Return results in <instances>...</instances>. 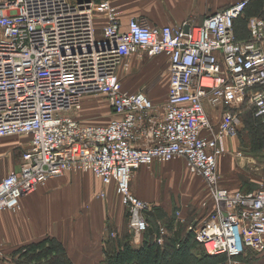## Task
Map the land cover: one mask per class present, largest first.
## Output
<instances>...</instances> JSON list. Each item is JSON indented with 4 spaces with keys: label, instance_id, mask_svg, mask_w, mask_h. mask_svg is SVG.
<instances>
[{
    "label": "built area",
    "instance_id": "2783aa9c",
    "mask_svg": "<svg viewBox=\"0 0 264 264\" xmlns=\"http://www.w3.org/2000/svg\"><path fill=\"white\" fill-rule=\"evenodd\" d=\"M250 2L237 0L186 28L136 17L123 27L107 1L0 0V139H29L18 169L0 179V212L16 211L22 197L51 179L89 172L103 187L114 185L138 239L150 229V205L131 194L133 171L181 158L212 202L186 232L208 256H224L221 264L264 253V184L248 193L232 190L217 171L242 111L264 123V5L247 20L246 38L235 32ZM97 13L105 20L100 32ZM143 52L168 59L162 107L142 91L124 90L119 79L125 60ZM92 95L105 98L107 123L66 115ZM206 104L222 107L216 125ZM158 231L162 244L165 229Z\"/></svg>",
    "mask_w": 264,
    "mask_h": 264
},
{
    "label": "crops",
    "instance_id": "0c3cea01",
    "mask_svg": "<svg viewBox=\"0 0 264 264\" xmlns=\"http://www.w3.org/2000/svg\"><path fill=\"white\" fill-rule=\"evenodd\" d=\"M93 1V0H92ZM99 2L107 1L114 7L118 13L119 20L123 27H125L131 17L144 20L152 26H181L183 24L188 27L199 26L205 20V18L213 12L220 11L237 0H95ZM261 0H251L248 6V13L250 16L256 15L261 9ZM98 2V3H99ZM96 3V4H98ZM104 15L96 14V27L98 32L104 24ZM247 29V22L245 24ZM237 38L244 39L246 35L240 34L239 29L236 30ZM242 36V37H241ZM150 67L152 70L159 69L162 67L166 72V92L168 88V59L166 56L160 55L150 57ZM122 67V66H121ZM119 68L118 76L122 83L124 90L133 92L134 90L130 87V84L124 83L121 80L122 68ZM126 84V85H125ZM147 95L155 94L156 89ZM153 91V92H152ZM165 92V97H166ZM150 97V96H149ZM165 102V101H164ZM207 114L209 115L214 125L220 119L222 107L212 108L209 105H205ZM245 112V111H244ZM111 115L109 109V117ZM243 117L241 116V119ZM20 138H23L21 143ZM17 139V141H16ZM8 140L12 144H9ZM28 137H13L9 139H0V157L9 153L12 149H20V144L26 145L28 143ZM235 139L227 138L225 140L226 152H224L217 159V171L220 178L223 177L221 184L230 189L232 184L231 180L225 181L224 177H233L234 164L230 155L233 156V150L235 146ZM7 142V143H6ZM230 154V155H229ZM20 161L16 164H11L8 172L17 170ZM169 164V165H167ZM167 165V166H166ZM170 170V175L173 180H180L182 178L187 181L189 177L196 175L189 172L186 168L184 159L178 158L167 163L154 162L151 166H141L133 171L131 181L132 186L135 185L136 189L131 187L134 194L138 197H142L146 202L151 201L149 205L153 208L159 202L148 197L147 192L144 189L154 187L158 188L156 181H161V173L165 170ZM162 170V171H161ZM160 172V173H159ZM6 173V172H5ZM166 176V175H165ZM189 176V177H188ZM94 176H77L66 183L67 178L64 179H51L44 187L38 188L33 194L24 196L20 200L19 211L15 216H19L21 221H25L29 215L35 216V218L42 217V222H37V225L43 226L42 229L38 228V233L32 235H26L22 231L19 233L16 231V224L12 222L10 215L6 217L5 213H0V223L4 220L8 221L9 231L8 246L12 247L13 250L25 246L30 243L41 241L49 235L50 237L56 238L64 247L66 254L73 264H105L107 258V246L106 241L108 238H117L121 242L127 241L130 236L133 242H137L128 228V218L125 208L116 198L114 185L103 187L101 182ZM198 177V176H196ZM167 178V176L165 177ZM157 179V180H156ZM201 179V178H200ZM130 181V183H131ZM168 180H166L167 182ZM239 190V189H232ZM104 191L105 195L103 201L91 203L90 199L93 195L96 196L99 192ZM254 191V190H252ZM252 191H242L245 193ZM93 194V195H92ZM158 197V196H157ZM156 197V199H157ZM100 199V198H99ZM148 200V201H147ZM205 201V200H203ZM202 201V202H203ZM201 202V203H202ZM154 203V204H153ZM201 203L196 205L193 209V213L188 214L181 210L180 205L173 204V206L166 205L163 210L167 215L173 216L176 214L178 221L173 223L167 222L162 226L167 229V232L181 231L183 228L191 223H194L197 219L205 217L212 208V202L208 201L205 207L201 206ZM150 210L145 213V218L150 224V232L154 229L150 223ZM158 207V206H157ZM187 209V208H186ZM184 213V217H182ZM196 213L198 215H196ZM181 214V215H180ZM194 216V217H193ZM30 217V216H29ZM187 217V218H186ZM193 217L192 219H189ZM46 218H49L46 220ZM53 219V220H50ZM57 219V220H55ZM59 219V220H58ZM13 224V225H11ZM48 226V228H45ZM56 227L55 229H52ZM111 230L114 236H107V231ZM154 233V231H153ZM155 234V233H154ZM11 235V236H10ZM172 236V235H171ZM178 236V235H177ZM158 237V236H157ZM180 237V236H179ZM142 237L138 238L139 245L142 244ZM130 244H133L132 240L129 239ZM136 246V247H138ZM237 259H243L237 258Z\"/></svg>",
    "mask_w": 264,
    "mask_h": 264
},
{
    "label": "rangeland",
    "instance_id": "374dc122",
    "mask_svg": "<svg viewBox=\"0 0 264 264\" xmlns=\"http://www.w3.org/2000/svg\"><path fill=\"white\" fill-rule=\"evenodd\" d=\"M70 1L74 2V0H70ZM93 2L96 4L99 1L93 0ZM262 2H264V0ZM244 16L245 18H248L249 13L246 12ZM150 57L152 56H150L146 52L130 56L127 60H125L124 64L121 67L122 68V73H120L122 75L121 80L124 83L130 84V87L134 90L133 92L142 91L147 95V93L148 94L150 93L147 92L149 89L150 90L156 89L155 94L153 93L149 96L150 99L153 101V103H155L158 107H162L165 101L166 72L162 67H160L159 69H155V71L152 70V68L150 67L151 65L150 63L151 59H149ZM66 115L75 116L84 124H95V125L105 124L109 119V107L104 97L100 95H92L84 99L83 105L81 106V109L78 112L69 110L66 111ZM243 121L244 120L241 121V126L238 129L237 135L234 138H232L236 140L234 150L232 152L234 158L229 154L230 157L232 158L231 160H233L232 164H234V168H235L234 171L232 172V174L234 175L233 177H224V178H226L225 181L231 180L232 184L230 186V189H239L240 191H252L257 189L261 184H264V123L258 125L255 122L253 125L251 120H247L246 122ZM22 139L23 138H20L21 143L25 141ZM8 141L9 144H12L11 141L14 140H8ZM25 146L26 145L20 144L19 146L20 149L19 148L12 149L9 153L0 157V179H2L4 176L7 175V170L10 168L11 164H16L17 161L18 162L20 161L22 148H24ZM225 150L226 148L224 149V152H226ZM83 175L84 176L86 175L88 177L93 176L89 172H77V173H67L61 177L54 179L58 180V179L67 178L66 181L67 183L69 179L72 180L77 176L82 177ZM165 175L167 176V178H165L166 177ZM222 179L223 177L220 178L221 181ZM166 180L168 181L166 182ZM132 183L133 181H131L130 183L131 187L136 189L135 185L132 186ZM46 184L40 187H44L46 186ZM156 184H158L159 186L158 188H155V186L153 188L148 187L146 188V190L144 189V192H147L146 194H148V197L154 199L153 202L157 201L159 202L158 204H161V205H157L158 207L155 206L154 208L153 206L150 205L151 206L150 213L152 212L151 213L152 215H150V223L153 226V228H155V230L157 231L159 230L160 225H164L167 222L173 223L179 220L176 217L177 215L174 213L173 216L167 215L163 210L164 206L166 205L173 206V204H175L176 206L179 204L181 210L185 211L188 214V212L193 213L192 209L196 205L199 206V204L203 200L205 201L207 200V196H208L207 190L204 185V182L202 181V179H200V177H196V176L192 178L189 177L187 181H184L182 178H180V180L175 181L173 180V177H171L170 175V170L167 169L165 171H162L161 181L157 180ZM130 192L135 197L144 200L142 197L140 198L136 196L135 195L136 193L134 194L132 189H130ZM97 195L98 194H96V196L95 195L92 196V198L90 199L91 203L95 201L99 202L104 200L103 198L99 199ZM116 198L121 203L120 198L118 197L117 194H116ZM148 202L151 203L150 199ZM18 211L19 209H17L16 211H2L0 213H5L6 217L10 215L12 222L16 224V231H18L19 233L24 231L25 232L24 234L26 235H32V234L34 235L38 233V228L42 229L43 226L37 225L38 221L42 222L43 219L42 217L35 218V216L29 215L30 217L27 216L25 221H21L19 216H15V214H17ZM184 215L185 214L182 213L181 216L184 217ZM196 215L198 214L196 213ZM193 217L189 219H192ZM47 219L49 218H46V220ZM50 220L53 219L50 218ZM45 228H48V226H45ZM55 228L56 227H53L52 229ZM9 231L11 233V229L9 228L8 221L7 220L2 221L0 223V264H19L22 258L21 257L22 248H24V246H21L20 248L15 250H13L12 247H9L7 241L9 236ZM185 232H186V228H183L181 231L175 232V234L173 232H167V229L165 228L163 242H165L164 240L165 236H171V235L173 237L178 235L180 236L178 238L181 241H183L184 239L183 236ZM106 233L107 236L109 235L110 237L113 234V232L111 230L109 231V229ZM48 237L50 236L47 235L46 238ZM133 238L135 237L133 236ZM130 239L133 242L131 236ZM135 239L137 242H133L132 245L135 248H138L139 241L137 238ZM188 244H192V247L189 251L186 252V254H182V251L179 250L180 248H178L179 246L177 244L176 248H174L173 250L176 252V255L171 259H167L163 255L158 256L154 248L148 254L146 253L142 255L135 253H132L130 255L127 254L125 259L129 260L128 263L135 262V264L136 262H138L137 264H160L164 260L165 262L163 264H221L225 260V259L222 260L221 258L206 259L203 257L202 254L203 249L199 245H194L192 240H189ZM158 248H163V247L159 246ZM33 251L35 253L38 252L35 250ZM41 262L43 264L44 263L49 264V258H41L39 260L34 261L35 264ZM105 264H107V262ZM233 264H264V253L256 254L254 252H249L247 256L243 257V259H235V261H233Z\"/></svg>",
    "mask_w": 264,
    "mask_h": 264
},
{
    "label": "trees",
    "instance_id": "16d2710c",
    "mask_svg": "<svg viewBox=\"0 0 264 264\" xmlns=\"http://www.w3.org/2000/svg\"><path fill=\"white\" fill-rule=\"evenodd\" d=\"M261 0V6L264 5V2ZM250 5V3H249ZM248 5V6H249ZM248 6L245 9L243 15L236 21L235 23V32L239 29V33L246 35L247 29H245V24L247 20L251 17L250 15L248 18H245L244 14L248 12ZM262 8V7H261ZM260 11V10H259ZM258 11V12H259ZM258 14V13H257ZM254 16V15H252ZM237 34V32H236ZM237 36H239L237 34ZM248 36V34H247ZM242 37V36H241ZM246 38V37H244ZM241 116L243 117V122H246L247 120H251L252 124L254 125L255 119L253 118L252 112L249 110L242 111ZM260 125V124H258ZM153 227V226H152ZM152 232L150 230L143 235L142 244L135 248L132 244H130L129 239L127 241L121 242L117 238H108L106 241L107 246V258L106 262L107 264H126L129 260L125 259L126 255H130L132 253L135 254H148L152 251V249H155V252L158 254V256L163 255L167 259H171L176 255V252L173 251L174 248H176V245L178 244L179 250L182 251V254H186L187 251H189L192 247V244H188L189 240H192L194 245H199L193 235L189 232H185L183 236V241H181L178 237L179 236H165V242H163L162 245L157 244L156 238L158 236V231L154 228ZM159 246H162L163 248H158ZM165 246V247H164ZM201 247V246H200ZM202 248V247H201ZM33 250L38 251L35 253ZM203 257L206 259H217L221 258L224 260V256H216L211 257L208 256L204 250H202ZM21 262L19 264H33L34 261L39 260L41 258H49V264H73L70 259L68 258L66 251L63 247V245L54 237H48L41 241H37L34 243H30L24 246L22 248L21 252ZM165 262L162 261L160 264H163ZM138 262H136L137 264ZM35 264V263H34ZM38 264H43L38 263ZM46 264V263H44ZM128 264H135V262H129Z\"/></svg>",
    "mask_w": 264,
    "mask_h": 264
},
{
    "label": "water",
    "instance_id": "95a60500",
    "mask_svg": "<svg viewBox=\"0 0 264 264\" xmlns=\"http://www.w3.org/2000/svg\"><path fill=\"white\" fill-rule=\"evenodd\" d=\"M79 1H80V0H79ZM186 28H188V26H187Z\"/></svg>",
    "mask_w": 264,
    "mask_h": 264
}]
</instances>
